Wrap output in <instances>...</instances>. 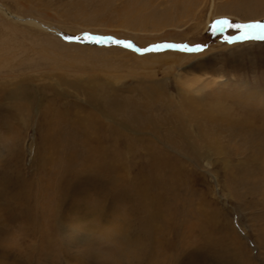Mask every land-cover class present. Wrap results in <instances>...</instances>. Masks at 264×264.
I'll return each mask as SVG.
<instances>
[{"label": "rangeland", "instance_id": "1", "mask_svg": "<svg viewBox=\"0 0 264 264\" xmlns=\"http://www.w3.org/2000/svg\"><path fill=\"white\" fill-rule=\"evenodd\" d=\"M0 5V264H264V0Z\"/></svg>", "mask_w": 264, "mask_h": 264}, {"label": "bare ground", "instance_id": "2", "mask_svg": "<svg viewBox=\"0 0 264 264\" xmlns=\"http://www.w3.org/2000/svg\"><path fill=\"white\" fill-rule=\"evenodd\" d=\"M1 4H3V3H1ZM4 6H2V5H0V12H4L6 15H8V16H12L10 13H8V12H6V10L3 8ZM10 12V11H9ZM6 22V21H5ZM8 23V22H7ZM34 28H39L38 26H35ZM38 30V29H37ZM158 58V57H157ZM156 58V59H157ZM162 58V57H161ZM155 59V58H154ZM159 59V58H158ZM146 90H148V89H146ZM157 90H159V89H157ZM151 91V90H150ZM152 92V91H151ZM157 92V91H156ZM143 93V92H142ZM150 94V93H149ZM145 97V96H144ZM185 97V96H184ZM145 98H149V97H145ZM152 100H154V101H160L162 98L161 97H157V96H154V97H150ZM188 98H190V97H188ZM143 99V98H142ZM141 99V100H142ZM122 100H124V99H122ZM161 102V101H160ZM137 103V102H136ZM128 104V103H127ZM191 104H193V103H191ZM117 105V104H116ZM142 105H143V103H142ZM123 107H125V105H122ZM195 106V105H194ZM144 108H146L145 106H143ZM201 107V106H200ZM192 108V107H191ZM120 109V110H119ZM118 110L119 111H121L122 109L121 108H119ZM127 109V108H126ZM195 109V108H194ZM198 109V108H197ZM125 111V110H124ZM209 111V110H208ZM81 115V114H80ZM99 123V121L97 120V119H95L94 120V124L96 125H98V126H100V124H98ZM97 128V129H96ZM96 131V132H95ZM95 131H93L92 133H90V135L91 136H94V134H95V138H93V139H98L99 138V136H98V131H99V128L96 126L95 127ZM184 133V132H183ZM97 134V135H96ZM184 138V137H183ZM86 139H88V137H87V135H86ZM185 139V138H184ZM87 141H89V140H87ZM98 142H99V140H98ZM101 148H97V149H95V150H97L96 152H99V151H104L103 149L102 150H100ZM92 151V150H91ZM90 153H92V152H90ZM89 154V153H88ZM102 157V156H101ZM101 159V158H100ZM104 160H107V159H104ZM109 160V159H108ZM90 161V160H89ZM96 162H98V161H96ZM111 163H113V161L111 162ZM99 164V163H98ZM97 164V165H98ZM96 165V163H95V161H93L92 160V162H91V168H94L95 170L97 169V170H99L100 169V166L103 168V165H104V163L102 162L101 164H99V166H95ZM111 166V165H110ZM88 170V169H87ZM111 170V169H110ZM146 181L145 179H142L141 181ZM138 181V180H137ZM140 182V181H139ZM146 182H148V181H146ZM141 183V182H140ZM140 183H138V187L139 188H141V189H139L138 188V193H139V195L140 196H142L143 194L145 195L144 197H147L148 199L151 197V196H148V195H150V192L151 191H148V185H147V187H146V184H144V183H142V184H144V185H142V184H140ZM149 183V182H148ZM144 187H146V188H144ZM143 193V194H142ZM148 194V195H147ZM148 207V206H147ZM149 212V211H148Z\"/></svg>", "mask_w": 264, "mask_h": 264}, {"label": "snow or ice", "instance_id": "3", "mask_svg": "<svg viewBox=\"0 0 264 264\" xmlns=\"http://www.w3.org/2000/svg\"><path fill=\"white\" fill-rule=\"evenodd\" d=\"M224 23H227L226 21ZM236 28H243L244 36L242 38H255V39H264V24L261 23H252V24H236L233 25ZM97 43H102V38L93 37ZM117 44L123 43L125 47H132L130 43L122 42L119 40L114 41ZM186 51H195L196 49L192 48H185Z\"/></svg>", "mask_w": 264, "mask_h": 264}]
</instances>
